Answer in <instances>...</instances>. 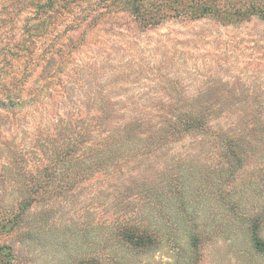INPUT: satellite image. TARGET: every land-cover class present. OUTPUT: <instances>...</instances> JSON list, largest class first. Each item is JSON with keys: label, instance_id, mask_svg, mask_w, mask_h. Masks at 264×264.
<instances>
[{"label": "rangeland", "instance_id": "1", "mask_svg": "<svg viewBox=\"0 0 264 264\" xmlns=\"http://www.w3.org/2000/svg\"><path fill=\"white\" fill-rule=\"evenodd\" d=\"M110 4L106 0L80 3L57 27L58 39L49 54L70 52L72 27L93 25L76 54L81 74L69 86H103L118 110L122 106L128 111H141L142 95L154 86H264V21L229 25L212 18L193 22L178 18L146 29L130 22L131 16L111 14ZM75 34L80 40L79 32ZM20 72L19 78L24 77L25 68ZM74 91L65 114L75 103ZM86 92L81 90L80 96L85 98ZM18 119L24 121L27 132L36 134L37 116L27 111ZM4 136L2 143L20 141L17 134ZM180 147L169 153L170 163L162 157L150 166H123L121 173L64 169L68 177L77 176L74 190L58 198L40 197L21 218L20 229L10 224L0 233V245L13 248L18 256L13 264H75L94 254L105 264H264V254L254 247L251 226L245 221L264 209V152L254 154L229 184L220 178L218 152L180 151ZM8 149V144H0L2 191H8L17 179L24 182L6 175ZM181 174L185 180L177 183L187 194L185 209L178 196L168 201L157 192L163 185L162 176L178 178ZM131 177L136 186L129 183ZM129 188L130 192L142 190L143 197L126 201ZM8 202L11 208L13 195L0 196V204ZM229 203L237 210H231ZM119 216L160 226L163 244L140 255L128 253L112 239L111 227ZM195 223L202 237L198 250L189 238L190 225ZM258 228L264 239V223Z\"/></svg>", "mask_w": 264, "mask_h": 264}, {"label": "trees", "instance_id": "2", "mask_svg": "<svg viewBox=\"0 0 264 264\" xmlns=\"http://www.w3.org/2000/svg\"><path fill=\"white\" fill-rule=\"evenodd\" d=\"M87 1L0 0V138L6 134L20 137L18 143L16 138L12 145L0 144L9 145L6 175L24 180L17 179L8 191L0 190L1 197L13 195L14 204L11 208L10 202L0 204V233L10 224L20 229L21 218L40 197L58 198L72 192L77 176L68 177L64 169L93 173L113 169L121 173L123 166H150L160 163L162 157L168 163L169 153L181 146L180 151L218 152L220 178L232 184L253 155L264 152V86H154L142 95L141 111L123 110L122 106L118 110L103 86L83 88L88 92L85 98L80 96L83 89L69 85L81 74L76 54L85 32L93 25L72 27L70 52L49 53L58 39L57 27ZM106 1L111 2V14L131 16L130 22L146 29L178 18L192 22L212 18L229 25L264 21V0ZM78 32L80 40L75 37ZM23 67L26 74L19 78ZM75 89V103L65 114ZM27 111L40 119L35 135L18 119ZM131 178L129 183L136 186ZM178 178L162 176L163 185L157 192L168 201L178 196L185 209L187 194L177 183L185 180L184 175ZM130 189L125 192L126 201L143 197L144 187L142 193ZM227 206L237 210L233 203ZM263 219L264 209L245 221L251 226L254 247L264 254V239L258 228ZM190 226V244L198 250L200 227L197 223ZM111 232L116 244L133 256L159 248L164 242L160 226L128 216H119ZM16 259L12 247L0 245V264H13ZM75 264L105 263L94 254Z\"/></svg>", "mask_w": 264, "mask_h": 264}]
</instances>
